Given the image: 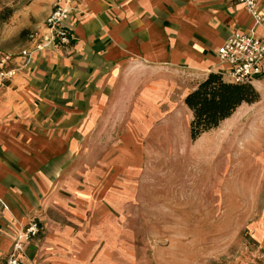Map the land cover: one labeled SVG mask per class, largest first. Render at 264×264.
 <instances>
[{
  "label": "rangeland",
  "instance_id": "rangeland-1",
  "mask_svg": "<svg viewBox=\"0 0 264 264\" xmlns=\"http://www.w3.org/2000/svg\"><path fill=\"white\" fill-rule=\"evenodd\" d=\"M47 7L45 0H0V56L32 47L30 34L42 30L50 12ZM54 51L71 55L67 48ZM259 81L264 83V79ZM193 82L183 73L130 79L114 109L95 110L90 117L91 99L96 98L102 108L103 102L115 96L102 84L89 94L88 83L81 82L79 147L68 171H74L80 189L89 191L91 200L95 189L99 197L98 182L108 172L103 169L105 156L126 137L131 168L122 176L128 184L123 216L111 207L112 213L103 208L101 215L90 212L77 217L70 238H56L54 228L47 231L43 226V254L35 258L41 237L38 224V234L26 244L29 260L46 264H264V88L254 82L258 101L242 103L217 128L192 141V113L184 104V93ZM151 87L159 89L160 95L151 96ZM167 103L175 109L165 110ZM136 104L140 109H135ZM89 118L95 125L89 124ZM174 124L180 139L169 134ZM118 251L136 254L137 263L109 257Z\"/></svg>",
  "mask_w": 264,
  "mask_h": 264
},
{
  "label": "crops",
  "instance_id": "crops-1",
  "mask_svg": "<svg viewBox=\"0 0 264 264\" xmlns=\"http://www.w3.org/2000/svg\"><path fill=\"white\" fill-rule=\"evenodd\" d=\"M45 1L48 13L54 0ZM257 3L259 24L233 0L76 3L69 20L75 40L61 47L71 49V55L54 51L59 47L45 49L44 56L42 50L0 90V264H5L13 242L32 220L40 224L34 252L38 258L43 254V226L47 231L54 228L56 238H70L77 217L101 215L103 208L112 213L111 207L123 216L128 184L122 176L131 168L126 137L105 156L103 169L108 172L98 182L99 197L95 189L91 200L74 171H68L79 147L81 82L88 83L89 94L102 84L115 96L102 108L96 98L88 100L89 117L95 110L114 109L130 79L183 73L194 81L186 95L210 72H217L216 51L232 32L252 29L264 43V0ZM152 87L151 96L160 95ZM135 109H140L138 104ZM96 182L94 178L95 188ZM25 253L24 264L44 263L29 260L26 246Z\"/></svg>",
  "mask_w": 264,
  "mask_h": 264
},
{
  "label": "built area",
  "instance_id": "built-area-1",
  "mask_svg": "<svg viewBox=\"0 0 264 264\" xmlns=\"http://www.w3.org/2000/svg\"><path fill=\"white\" fill-rule=\"evenodd\" d=\"M79 0H54L50 12L44 19L43 28L30 34L33 45L17 55L0 56V90L18 71L27 66L38 54L50 47H69L75 40L70 26V15ZM242 5L252 17L254 24L262 21L258 10V0H233ZM216 58L219 63L217 72L227 81L234 83H254L264 79V43L251 29L232 32L218 47ZM39 232L36 221H30L13 242L5 264H24L25 246ZM29 264H45L30 262Z\"/></svg>",
  "mask_w": 264,
  "mask_h": 264
},
{
  "label": "trees",
  "instance_id": "trees-1",
  "mask_svg": "<svg viewBox=\"0 0 264 264\" xmlns=\"http://www.w3.org/2000/svg\"><path fill=\"white\" fill-rule=\"evenodd\" d=\"M253 83L227 81L218 72L207 77L188 92L184 104L192 113L189 136L192 141L229 118L242 103H254L259 93Z\"/></svg>",
  "mask_w": 264,
  "mask_h": 264
},
{
  "label": "bare ground",
  "instance_id": "bare-ground-1",
  "mask_svg": "<svg viewBox=\"0 0 264 264\" xmlns=\"http://www.w3.org/2000/svg\"><path fill=\"white\" fill-rule=\"evenodd\" d=\"M255 85H256V87L257 88H264L263 87V84L259 81H256V83H255ZM162 110V109H161ZM236 112H238V110L236 111L235 110V113ZM176 123V122H175ZM174 126V132L171 134V133H169L171 136H178V138H179V127L177 126V124L175 125H173ZM180 139V138H179ZM110 258H120V259H122V257H124L125 258V261H128L129 259H131L132 261H135L136 262V259H137V255L136 254H133V255H131V254H125V253H121V251H118L117 252V255H114V254H111L110 256H109ZM136 258V259H135ZM137 263V262H136Z\"/></svg>",
  "mask_w": 264,
  "mask_h": 264
}]
</instances>
